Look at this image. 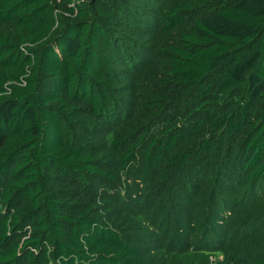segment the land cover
<instances>
[{
    "label": "trees",
    "instance_id": "16d2710c",
    "mask_svg": "<svg viewBox=\"0 0 264 264\" xmlns=\"http://www.w3.org/2000/svg\"><path fill=\"white\" fill-rule=\"evenodd\" d=\"M143 1L125 10L116 0H62L75 20L63 25L55 0H0V264H148L143 247L92 212L79 183L132 180L162 213L172 187L188 204L178 183L192 161L223 157L227 143L239 148L236 183L223 179L218 206L241 191L264 200V0H170L155 26L160 43L149 33L150 45L125 31L140 29L131 21L149 26L132 12L152 19L160 10L159 0ZM156 48L164 69L143 74L140 110L128 116L124 76ZM173 112L177 124H168ZM100 195L118 211L114 195ZM131 199L138 215L125 217L148 233L144 202ZM213 212L209 242L172 261L208 264L224 245L230 233ZM256 248L264 264V244Z\"/></svg>",
    "mask_w": 264,
    "mask_h": 264
},
{
    "label": "rangeland",
    "instance_id": "374dc122",
    "mask_svg": "<svg viewBox=\"0 0 264 264\" xmlns=\"http://www.w3.org/2000/svg\"><path fill=\"white\" fill-rule=\"evenodd\" d=\"M116 1L117 6H123L125 10L129 9L127 6L123 5V2H126V5H128L127 3H136L142 6L146 5L143 0ZM159 3H161L159 6L160 12L152 13V19L144 18L143 15L132 12L133 17L146 21L149 26H143L138 22L131 21L134 27L138 26L140 29H134L132 27L130 30L125 29V31H127L131 37L150 45L148 35L149 33H157L158 30L155 26H158L160 23L158 18L169 7L170 0H159ZM55 4L58 6L62 24L74 23L75 20L72 16L63 13L61 9L62 0H55ZM155 36V42L160 43L159 35L155 34ZM139 58L143 61L140 60L141 63L137 64L134 69L129 70L123 79V82H125L123 85H126L123 95H125V98L129 101V110L127 107L126 111L128 116H134L137 114L138 110H140L138 101L141 99L140 94H143L144 91L142 86L145 81V79H142L143 74H146L151 69V66L161 71L166 64V55L160 53L158 48H156V51L152 54L150 51H145ZM139 67L142 69L139 70ZM132 81L136 82V84L134 85ZM46 85L47 82L43 81L42 86L44 87ZM177 108L180 109L181 106L174 107V110ZM175 114L174 112L165 114L168 124H177V120L174 118ZM160 125H158V127ZM156 126V123L152 126L153 132H155ZM71 131L81 133V130H77L74 127H71ZM219 147H221V145H219ZM235 150L237 153L239 148L234 144L227 143L224 148L223 157L217 156L207 160L208 157L203 156L199 162L192 161L191 166L181 176V183H178L179 186L184 187L187 190V194H189V199H187L188 204L183 205L181 203V201L185 202L183 199L174 197L176 188L173 189L174 187H172L171 196L169 197L165 194L163 186L161 185L159 189L161 191L160 196L165 194L167 198V202L163 207L166 212L163 208L162 213H160V210L156 211L155 208L158 207L157 204L152 207V198L150 195L145 197L146 194L140 191L137 192L133 186L134 182L132 180H123L109 187V185L99 186V184L90 181L85 182V179H82L79 183V189L83 195L89 198L94 214L104 215L102 216L103 220L106 222L110 220L112 225H114L116 229H119L130 243L144 248V260L148 262V264H179L171 260L173 255L177 254L180 256L190 252L194 249L195 245L202 244L203 241L207 243L209 234L211 233V226L215 223V220L212 218L218 214L217 212H213L212 217L208 216V212H212L213 204L216 205L217 210H220L225 218L224 223L227 225V230L230 234L227 236L229 238L228 240L225 238L224 240L222 239V244L224 245L218 251L212 252L213 256L209 257L208 264H256V247L264 244V200L257 202L253 196L241 191L239 192L240 194L237 195V201L234 205H228L226 208H220L218 206L220 203V200H218V191L219 187L224 185L223 179L230 178V180H234V183H236V179L234 178L236 173L230 169V158L231 155L235 153ZM230 171H233V177H229ZM210 191L213 192L211 196L209 194ZM107 193L115 196L113 200L109 202L113 206H116L117 212H109L110 206H106L107 204L105 203L102 204L103 198H101L100 194ZM133 195H135L138 200H143L147 215V224L149 223V232L157 236L153 238H159L160 241L165 242L162 247L160 246V242H149V239H152L151 237L147 236L141 239L140 234L146 235L149 234V232H135L132 223L126 219L125 215H131V210L136 212L135 215H138L135 210L136 206H134L131 199ZM206 198L208 201H201V199ZM211 198H216L217 203ZM210 204L211 208L209 209ZM181 206H183V208ZM187 212L191 215H186L185 213ZM160 214H162L161 217ZM184 220L186 224L183 223ZM188 223L192 226L191 229L187 227L189 225ZM187 230L190 236L181 239L180 235ZM185 236L186 235H183V237ZM213 243L214 246H211V249L217 248L221 240L218 238V240ZM162 253L164 255H161Z\"/></svg>",
    "mask_w": 264,
    "mask_h": 264
}]
</instances>
